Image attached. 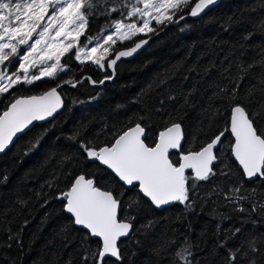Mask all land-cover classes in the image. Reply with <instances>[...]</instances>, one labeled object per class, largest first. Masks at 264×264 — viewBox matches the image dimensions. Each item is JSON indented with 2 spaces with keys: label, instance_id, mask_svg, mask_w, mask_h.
Returning <instances> with one entry per match:
<instances>
[{
  "label": "trees",
  "instance_id": "1",
  "mask_svg": "<svg viewBox=\"0 0 264 264\" xmlns=\"http://www.w3.org/2000/svg\"><path fill=\"white\" fill-rule=\"evenodd\" d=\"M229 17L240 19L242 23H233ZM113 19L119 17L114 14ZM261 21H264V0H221L199 19L186 20L167 29L135 57L120 61L112 82L94 87L86 79L76 87L60 88L64 102L62 110L53 119L36 124L26 135L19 136L0 155V177L4 174L8 177L6 183L0 182V264H67L69 260L71 264H81L82 245H90L91 249L98 247L100 241L87 239L85 230L73 225L64 210V202L57 199L59 193L67 190L71 177L81 172L95 176L102 188L123 192L125 202L138 201V211L133 213L136 215L134 232L130 238L119 241L123 264H172L175 247L159 256L154 250L166 239L175 238L182 243L184 237L191 245V264H223L227 253L218 244L224 239V230L241 229L236 241H229L227 247H234L235 243L252 235L264 236V208H261L264 205V181L244 179L231 156L229 133L220 146L217 174L208 181L198 182L191 208L179 202L162 209L154 208L138 189L125 187L106 168L87 161L79 144L67 139L72 132L82 130V139L95 140L99 146L110 141V137L101 132L105 125L119 127L129 118L135 123L137 116H145L140 122L149 129L146 142L154 144L158 132L176 122L158 114L157 109L163 107L175 115L183 103V95L192 91L191 106L180 110V122L188 137L183 150H198L200 141L207 142L229 125L231 104L213 100V93L226 85L231 92L235 84L229 77L236 76L238 62L250 64L260 59L264 52V35L256 33L247 41L243 37ZM108 23L111 21L105 18L90 19L88 34L95 37ZM154 27L158 31L164 26ZM149 35L152 33L118 42L111 51L114 55L119 49ZM84 42L81 37V44ZM62 64H67L69 70L31 86L20 85L12 90L15 96L40 94L66 80L75 82L90 77L99 82L110 76L107 68H99L93 63L79 64L71 53L62 58ZM161 81L166 83L161 84ZM169 96H177V101H170ZM231 103L245 105L250 113L261 111L264 67L257 65L244 77L237 98ZM210 104L213 109L220 108L221 114L206 113ZM3 108L4 103H0V111ZM256 126L264 133V118H258ZM45 131L39 145L25 155L30 142ZM97 133H100L98 139ZM173 153V160H178L179 154ZM65 156H71V160L64 161ZM221 171L228 174L221 175ZM46 181H52L53 187H48ZM237 187L241 189L240 195L248 199L238 204L230 203L225 194L230 188ZM18 199L27 204H19ZM148 221L153 223L145 231L143 226ZM9 229L14 237L12 240L8 239ZM108 264H116L114 258L109 259Z\"/></svg>",
  "mask_w": 264,
  "mask_h": 264
},
{
  "label": "snow or ice",
  "instance_id": "2",
  "mask_svg": "<svg viewBox=\"0 0 264 264\" xmlns=\"http://www.w3.org/2000/svg\"><path fill=\"white\" fill-rule=\"evenodd\" d=\"M217 3L218 0H0V103H4L0 111V153L13 143L14 138L31 131L35 122L53 117L63 103L58 89L65 84L76 87L79 81L66 80L40 95L27 97H16L12 91L14 88L31 86L69 70L67 64H62V58L69 53L81 65L90 61L99 68H112L122 57L132 56L148 40H141L128 50L118 51L109 59L113 56L110 49L118 42L131 40L138 34H156L157 27L153 24L167 27L179 23L185 20L186 9L187 15L199 17ZM114 14L119 19H113ZM93 18L111 21L95 37L88 34V25ZM229 20L242 23L240 19L233 20L232 17ZM256 33L264 35V21L254 24L253 31L243 39L250 40ZM81 37L86 43L81 44ZM16 63L18 67L12 71ZM257 65L264 67V52L260 54V59L250 64L243 61L237 63L236 76L229 77L230 82L235 84L231 92L226 85L213 93V100L231 104L229 125L207 142L200 141L198 150H183L188 137L180 122V110L191 106L189 97L192 91L183 95V103L176 109L175 115L166 112L163 107L157 109L158 114L176 122L159 131L154 144L146 142L149 129L140 122L145 116H137L135 123L132 122L133 118H129L126 124L119 127L109 128L105 125L101 132L110 137V141L99 146L95 140L82 139V130L72 132L67 139L79 144L87 161L105 166L124 186L138 189L155 208L160 209L174 202L191 208L195 202L192 195L198 182L208 181L217 174L216 162L221 158L220 146L226 133L233 137L231 155L242 167L244 176L249 180L264 179V133L256 126L257 119L264 118V105H260L261 111L250 113L245 105L231 103L237 98L241 81ZM99 84L103 85L104 80ZM251 94L250 90L248 95ZM177 98L168 97L172 102H176ZM205 112H211L212 116L221 114L220 108L213 109L211 104ZM44 135L46 131L30 142L25 155L39 145ZM99 135L97 133V139ZM173 150L179 154L178 160H173ZM63 159L69 161L71 156ZM188 170H191V174H187ZM220 174L228 173L221 171ZM7 179V174H4L0 182L6 183ZM45 183L53 187L52 181ZM240 192L239 187L230 188L225 199L237 204L248 199ZM57 199L64 202V210L70 215L73 225L85 230L87 239L100 241L95 249L87 244L82 245L84 253L81 264H108L111 258L116 264H123L124 255L118 242L121 238H130L134 232L136 215L133 213L138 211L136 199L125 202L123 192L102 188L95 176L83 172L71 177L67 190L59 193ZM17 202L27 204L22 199ZM240 210L243 211L242 208ZM124 212L128 214L122 217ZM152 223L148 221L143 226L144 230L148 231ZM8 231V239L12 240L11 230ZM240 231L239 228L224 230V239L218 244L219 248L226 249L223 264H264V236L252 235L238 241L234 247H227L229 241H236ZM170 247H175L172 264H191L192 251L187 237L182 243L175 238L166 239L154 253L159 256ZM67 264H71V261Z\"/></svg>",
  "mask_w": 264,
  "mask_h": 264
},
{
  "label": "water",
  "instance_id": "3",
  "mask_svg": "<svg viewBox=\"0 0 264 264\" xmlns=\"http://www.w3.org/2000/svg\"><path fill=\"white\" fill-rule=\"evenodd\" d=\"M221 2V0H218V3L216 4V5H213V6H210V8L209 9H206L205 10V12L204 13H201V15L199 16V17H191V16H189V15H187L186 13H185V15H186V18H185V20H183V21H180L179 23H176V24H169V25H167V27H162L160 30H158L157 31V33L156 34H152V35H149V36H146V37H144V38H141V39H139V40H137V41H135L133 44H131V45H129V46H127V47H124V48H122V49H119L118 51H121V50H128V49H130V48H132V47H134L135 46V43H138V42H140L141 40H145V39H147L148 40V43L151 41V40H153V39H155V38H157V37H159L161 34H163L167 29H169V28H171V27H176V26H179L180 24H182V23H184L186 20H196V19H199L202 15H204L206 12H208L210 9H212L213 7H215V6H217L219 3ZM150 37V38H149ZM148 43L147 44H145V45H143L140 49H138L137 50V52H135L132 56H127V57H122L120 60H118L117 61V63H116V65H114L112 68H107L108 69V71L110 72V76H107V77H112L111 79H106V77H104V78H102L101 80H104V83H106V82H112L113 80H114V78H115V76H116V66H117V64L120 62V61H123V60H130V59H132L133 57H135L138 53H140L147 45H148ZM118 51H116V52H118ZM115 52V53H116ZM115 53H114V55H115ZM114 55L111 57V58H113L114 57ZM111 58H109V59H111ZM88 80L89 81V83H90V85L91 86H94V87H101L102 85H100L99 84V82H97L96 84H93L92 83V79L90 78V77H82L80 80H79V83H81V82H84L85 80ZM100 80V81H101ZM64 86H66V87H72L70 84H65ZM52 88V87H51ZM50 89V88H49ZM48 89V90H49ZM59 90L60 89H58V92H59ZM47 91V90H46ZM43 93V92H42ZM42 93H40V94H42ZM60 93V92H59ZM40 94H33V95H40ZM61 95V94H60ZM28 96H32V95H28ZM19 97H22V96H19ZM23 97H27V96H23ZM61 98H62V96H61ZM62 102H63V98H62ZM63 105H64V102L62 103V107L60 108V109H58L57 110V112L56 113H54V115H53V117H49V118H47L45 121H40V122H35V125L36 124H41V123H44V122H47V121H49V120H51V119H53L61 110H62V108H63ZM229 120H230V117H229ZM163 130V129H162ZM230 134V133H229ZM230 136H231V134H230ZM231 138H232V142H233V137L231 136ZM17 138H14V141L16 140ZM14 141H13V143H14ZM12 143V144H13ZM12 144L3 152V153H0V155H3L11 146H12ZM173 152H176L175 150H173ZM230 152H231V150H230ZM232 156V155H231ZM232 158H233V160L235 161V163L238 165V167L240 168V170H241V172H242V174H243V170H242V167L239 165V163H238V161H236L235 160V158L232 156ZM104 168H106L105 166H103ZM107 169V168H106ZM108 170V169H107ZM108 171H110V170H108ZM111 172V171H110ZM188 172H191V170H188ZM114 175V174H113ZM243 177H244V179L246 180V181H254V180H249V179H247L245 176H244V174H243ZM118 179V178H117ZM262 181H264V179H261ZM122 183V182H121ZM126 187V186H125ZM143 196V195H142ZM145 198V197H144ZM145 199H147V198H145ZM148 200V199H147ZM149 201V200H148ZM150 202V201H149ZM151 203V202H150ZM175 203V202H174ZM174 203H172V204H170V205H168V206H171V205H173ZM153 206V205H152ZM168 206H164V207H162V208H165V207H168ZM154 207V206H153ZM155 208V207H154ZM162 208H160V209H162ZM157 209V208H156ZM69 215V214H68ZM76 227H78V228H81V227H79V226H76ZM82 229V228H81ZM122 239H126V238H121V240ZM119 243V242H118Z\"/></svg>",
  "mask_w": 264,
  "mask_h": 264
},
{
  "label": "rangeland",
  "instance_id": "4",
  "mask_svg": "<svg viewBox=\"0 0 264 264\" xmlns=\"http://www.w3.org/2000/svg\"><path fill=\"white\" fill-rule=\"evenodd\" d=\"M153 26H156V25L153 24ZM138 35H144V34H138ZM138 35H137V36H138ZM137 36H135V37H137ZM135 37H134V38H135ZM134 38H133V39H134ZM131 40H132V39H131ZM123 42H124V41H123ZM84 43H86V41H85ZM110 50H111V49H110ZM98 54H99V53H98ZM105 62H106V61H105ZM49 63H51V62H49ZM87 63H91V62L89 61V62H87ZM93 64H94V63H93ZM17 67H18V63H16V64H15V67L12 68L11 70H12V71H15Z\"/></svg>",
  "mask_w": 264,
  "mask_h": 264
}]
</instances>
